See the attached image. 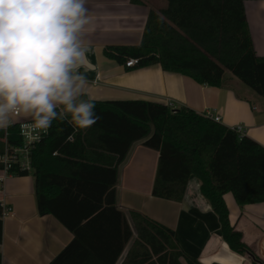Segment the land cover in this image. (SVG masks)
Masks as SVG:
<instances>
[{"label": "trees", "instance_id": "1", "mask_svg": "<svg viewBox=\"0 0 264 264\" xmlns=\"http://www.w3.org/2000/svg\"><path fill=\"white\" fill-rule=\"evenodd\" d=\"M245 1L167 0L164 8L150 11L140 44L108 45L104 54L125 66L129 59H137L128 69L159 64L165 71L209 86H222L230 71L264 97V57L255 51ZM79 99L91 98L86 94ZM91 100L101 117L97 123L80 129L68 120L53 121L32 150V170L10 169L14 175L32 173L38 212L53 214L75 234L48 264H115L134 233L111 191L120 164L137 142L160 153L154 196L181 201L190 176H197L201 192L218 216L223 238L236 252L258 261L231 224L224 196L232 192L240 206L264 201L262 144L189 107L143 99ZM6 142L23 144L19 122L0 130V153ZM113 213L122 222L123 238L117 247L111 242L115 254L108 260L82 231L96 229L101 217ZM130 214L136 237L124 264H183L182 258L202 264L181 248L172 228L142 212Z\"/></svg>", "mask_w": 264, "mask_h": 264}, {"label": "crops", "instance_id": "2", "mask_svg": "<svg viewBox=\"0 0 264 264\" xmlns=\"http://www.w3.org/2000/svg\"><path fill=\"white\" fill-rule=\"evenodd\" d=\"M166 5L167 0H87L90 24L83 44L89 49L86 60L94 68L84 65L79 69V74L87 77L83 92L94 100L143 99L219 115L223 125H241L243 135L264 146V97L230 71H226L222 86H209L165 71L159 64L128 69L104 54L108 45L140 44L150 11ZM245 12L255 51L264 57V0L245 1ZM29 119L21 113L12 116L10 123ZM159 154L137 142L119 166L117 184L111 192L134 236L115 264H124L136 237L130 214L133 210L172 228L181 248L202 264H264V201L240 206L232 192L224 196L230 222L256 254L258 261L254 262L249 254L233 250L223 238L218 216L201 192L197 176H190L181 201L152 194ZM0 199L13 208L12 215L3 220L2 264H48L74 238L56 216L38 212L32 173L6 175L0 181ZM82 236L92 247H100L99 253L110 260L115 250L109 247H113L111 242L114 247L120 244L123 225L115 213L108 214L96 222V229H84ZM181 261L189 264L185 258Z\"/></svg>", "mask_w": 264, "mask_h": 264}, {"label": "clouds", "instance_id": "3", "mask_svg": "<svg viewBox=\"0 0 264 264\" xmlns=\"http://www.w3.org/2000/svg\"><path fill=\"white\" fill-rule=\"evenodd\" d=\"M87 0H0V129L22 113L37 129L65 121L88 129L101 117L87 82ZM72 137H69L71 140Z\"/></svg>", "mask_w": 264, "mask_h": 264}, {"label": "built area", "instance_id": "4", "mask_svg": "<svg viewBox=\"0 0 264 264\" xmlns=\"http://www.w3.org/2000/svg\"><path fill=\"white\" fill-rule=\"evenodd\" d=\"M136 63L137 59L131 58L126 62V66L131 67ZM20 114L13 116L19 117ZM207 116L211 117L217 122H221V116L219 115ZM19 124L20 134L23 137V144L21 146H16L14 144H8L6 142L4 151L0 153V163L2 164L1 170L3 171V174L0 175L1 182L4 181L6 175L10 174V169L14 166H17L22 170H32V150L35 147L36 143H38L49 131V129L35 128L31 119L19 121ZM231 129L237 131L240 135L243 136L244 130L241 125L234 126ZM12 213L13 208L11 207V205L4 199H0V218L4 220L8 216L12 215Z\"/></svg>", "mask_w": 264, "mask_h": 264}, {"label": "water", "instance_id": "5", "mask_svg": "<svg viewBox=\"0 0 264 264\" xmlns=\"http://www.w3.org/2000/svg\"><path fill=\"white\" fill-rule=\"evenodd\" d=\"M83 65L90 67V68H94V65H92L90 62H88L86 59L83 60Z\"/></svg>", "mask_w": 264, "mask_h": 264}]
</instances>
